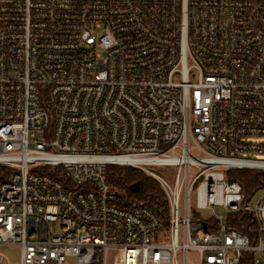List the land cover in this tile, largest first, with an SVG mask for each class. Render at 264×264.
<instances>
[{
    "label": "built area",
    "instance_id": "obj_1",
    "mask_svg": "<svg viewBox=\"0 0 264 264\" xmlns=\"http://www.w3.org/2000/svg\"><path fill=\"white\" fill-rule=\"evenodd\" d=\"M111 167L153 179L167 215ZM238 171L264 175V0H0V247L18 264H264V184Z\"/></svg>",
    "mask_w": 264,
    "mask_h": 264
},
{
    "label": "trees",
    "instance_id": "obj_2",
    "mask_svg": "<svg viewBox=\"0 0 264 264\" xmlns=\"http://www.w3.org/2000/svg\"><path fill=\"white\" fill-rule=\"evenodd\" d=\"M245 186L247 191H253L264 184V175L258 172L243 171L235 175ZM107 182L113 190H116L127 196L128 199L136 198L144 201L153 207L157 212L167 215L164 196L158 184L146 176L143 172L129 167H111L108 169ZM138 183L140 188L138 193L130 190L133 184ZM246 224H229L231 229L246 233L249 228L255 229L249 220L244 219ZM253 238L252 236H250ZM241 264H252V255L245 254Z\"/></svg>",
    "mask_w": 264,
    "mask_h": 264
},
{
    "label": "rangeland",
    "instance_id": "obj_3",
    "mask_svg": "<svg viewBox=\"0 0 264 264\" xmlns=\"http://www.w3.org/2000/svg\"><path fill=\"white\" fill-rule=\"evenodd\" d=\"M256 159H260L261 157L253 156ZM156 173L162 176L172 177L173 169L168 167H159L155 168ZM243 171L234 172L233 174L236 175V173H241ZM200 217L204 220H209L211 218V212L209 211H199L198 212ZM216 214L223 215L224 211L222 209H216ZM0 254L7 257V259L11 262V264H18L20 261V254L21 250L18 247L14 246H3L0 247ZM190 260L193 264L197 262V255L195 253H190L189 255Z\"/></svg>",
    "mask_w": 264,
    "mask_h": 264
},
{
    "label": "water",
    "instance_id": "obj_4",
    "mask_svg": "<svg viewBox=\"0 0 264 264\" xmlns=\"http://www.w3.org/2000/svg\"><path fill=\"white\" fill-rule=\"evenodd\" d=\"M139 188H140L139 184L136 183V184H133V185L130 187V190H131L132 192H134V193H138V192H139Z\"/></svg>",
    "mask_w": 264,
    "mask_h": 264
}]
</instances>
